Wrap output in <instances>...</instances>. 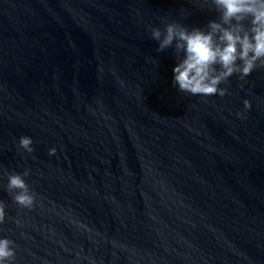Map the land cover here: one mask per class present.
<instances>
[{"label": "water", "instance_id": "obj_1", "mask_svg": "<svg viewBox=\"0 0 264 264\" xmlns=\"http://www.w3.org/2000/svg\"><path fill=\"white\" fill-rule=\"evenodd\" d=\"M213 20L197 0H0L13 264H264V66L192 96L172 83L182 53L151 38ZM25 172L31 208L7 189Z\"/></svg>", "mask_w": 264, "mask_h": 264}, {"label": "clouds", "instance_id": "obj_2", "mask_svg": "<svg viewBox=\"0 0 264 264\" xmlns=\"http://www.w3.org/2000/svg\"><path fill=\"white\" fill-rule=\"evenodd\" d=\"M211 5L219 14V21H210L205 29L189 30L178 22H165L163 29H150L151 38L163 51L175 46L180 59L172 69L173 87L180 93L210 97L226 95L221 87L234 75L246 80L258 65L264 66V0H197ZM245 107H250L245 101ZM33 140L24 136L19 146L33 152ZM51 148L49 155H56ZM23 175L8 176L7 189L15 202L31 208L35 197L30 193ZM6 218L5 205L0 202V224ZM14 242L0 238V264H13Z\"/></svg>", "mask_w": 264, "mask_h": 264}]
</instances>
